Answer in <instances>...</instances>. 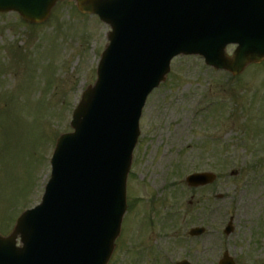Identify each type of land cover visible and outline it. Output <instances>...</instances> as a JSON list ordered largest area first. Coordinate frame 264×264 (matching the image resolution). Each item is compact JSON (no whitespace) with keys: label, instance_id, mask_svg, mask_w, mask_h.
Returning <instances> with one entry per match:
<instances>
[{"label":"rangeland","instance_id":"obj_1","mask_svg":"<svg viewBox=\"0 0 264 264\" xmlns=\"http://www.w3.org/2000/svg\"><path fill=\"white\" fill-rule=\"evenodd\" d=\"M108 30L72 0L39 24L0 13V234L39 202L55 139L95 79ZM139 127L127 182L135 201L109 264H217L224 251L235 264H264V61L231 77L197 56L175 58ZM193 172L216 178L191 188ZM195 226L206 232L189 237Z\"/></svg>","mask_w":264,"mask_h":264},{"label":"water","instance_id":"obj_2","mask_svg":"<svg viewBox=\"0 0 264 264\" xmlns=\"http://www.w3.org/2000/svg\"><path fill=\"white\" fill-rule=\"evenodd\" d=\"M56 1L0 0V11L40 22ZM75 1L80 11L111 26L109 43L97 80L73 111L74 132L56 142L42 202L0 236V264H106L125 210L141 107L165 78L170 59L200 54L206 64L232 74L264 59V0ZM231 42L239 46L229 57L224 49ZM214 178L200 173L186 180L196 186ZM220 264L233 261L225 254Z\"/></svg>","mask_w":264,"mask_h":264}]
</instances>
